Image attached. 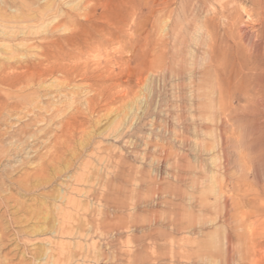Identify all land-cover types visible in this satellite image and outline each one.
I'll list each match as a JSON object with an SVG mask.
<instances>
[{"label":"rangeland","instance_id":"1","mask_svg":"<svg viewBox=\"0 0 264 264\" xmlns=\"http://www.w3.org/2000/svg\"><path fill=\"white\" fill-rule=\"evenodd\" d=\"M263 1L0 0V264H264V104L208 63Z\"/></svg>","mask_w":264,"mask_h":264},{"label":"bare ground","instance_id":"2","mask_svg":"<svg viewBox=\"0 0 264 264\" xmlns=\"http://www.w3.org/2000/svg\"><path fill=\"white\" fill-rule=\"evenodd\" d=\"M230 13L233 14V12H230ZM233 20L234 21L232 23H230V26H229L228 30L226 31V33H228L227 37L229 38L231 44L225 42V43H223V45L218 46L217 42H213V40H211V42L209 44L210 53H208L209 54V62L208 63H209L210 68H211L210 70L214 75L216 87L219 91L217 100H219V102L223 101V98H225L223 96V92H224L225 88H228V89L233 88L234 92H233V94H229V97H228L229 100L237 99V100L244 101L245 103L257 104L256 107L259 105L261 106L264 104V5L262 6V16H261V22H260L261 23L260 24L261 29L258 32V34H256V35H254L252 33L249 34L246 31L242 30L240 27H238L240 21L237 17L234 18ZM229 56H232L235 61L233 63H231V65L229 67H227V66H225V62L227 61V58ZM44 60L45 59H43V61ZM203 64H205V63H203ZM38 75H39L38 77H41L44 75V72H41ZM212 85H214V84H212ZM213 95H215V94H213ZM230 102H227V103H230ZM250 107H249V109L254 108V106L252 108H250ZM249 109L247 112L248 114L250 112ZM252 112L254 113V112H256V110H253ZM260 112H261V110H260ZM253 113H251V114H253ZM254 115L255 114H253V116ZM248 118H250V117L248 116ZM254 118H253V120H254ZM239 119L240 118H238V117L226 118V116H225V118L223 119V123L221 122L222 128H220V130L224 132L225 131L224 128H225L226 124H228V123H233V125L240 123ZM253 123H255V122H253ZM258 124H260V123H258ZM241 126H243V125L240 124V127ZM236 129H238V128H236ZM262 140H263V138L261 139L260 137H258L257 139H255L256 142H254V143H260V145L264 146V143H262L263 142ZM251 145H252V143H251ZM247 153H249V152H247ZM224 161L226 164H228L229 159L227 157H225ZM151 181H154V180H151ZM155 182H156V180H155ZM175 193H177V192H175ZM232 208H234V207H232ZM230 211H232V210H230ZM225 216H227V218H229V213L228 214L226 213ZM227 220H229V219L224 220V222H226V224L228 222ZM63 223H64L63 219L59 220V222H57V225H56L57 231L61 230V228L63 227ZM227 241L229 243H231L230 238H227Z\"/></svg>","mask_w":264,"mask_h":264}]
</instances>
